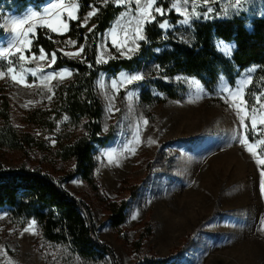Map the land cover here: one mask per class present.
<instances>
[{"label":"rangeland","instance_id":"obj_1","mask_svg":"<svg viewBox=\"0 0 264 264\" xmlns=\"http://www.w3.org/2000/svg\"><path fill=\"white\" fill-rule=\"evenodd\" d=\"M117 2L122 10L97 43L99 64L131 57L144 38L145 24L169 11L179 19L175 24L165 19L160 27L173 32L196 20L242 16L250 27L253 18L264 17V0ZM78 12V0H48L19 13L0 9V59L10 63L0 68V95L9 101V119L17 132L41 143L0 148V166L25 164L55 177L73 170L72 160L55 153L61 127L48 131L26 117L50 104L56 86L73 76L68 67L53 68L54 52L29 51L36 30L65 34L63 24L69 28ZM95 13L91 9L81 21L88 31ZM75 45L66 39L57 48L81 59L83 48ZM216 48L230 57L234 43L216 41ZM256 69L242 71L233 85L222 77L213 92L195 77L166 78L183 86V95L165 99L153 89V96L163 101L150 104L141 101L143 70L99 72L95 88L103 106L101 129L103 134L113 130L95 155L100 195L77 176L64 187L90 205L97 235L113 249L118 264H140L146 258L171 259L173 264H264V88L254 105L245 100ZM132 188L137 189L134 196ZM123 200L129 203L127 218L113 228L108 219L111 203ZM0 264L90 263L63 245L45 241L34 220L15 223L7 208H0ZM95 264L111 263L104 259Z\"/></svg>","mask_w":264,"mask_h":264},{"label":"trees","instance_id":"obj_2","mask_svg":"<svg viewBox=\"0 0 264 264\" xmlns=\"http://www.w3.org/2000/svg\"><path fill=\"white\" fill-rule=\"evenodd\" d=\"M48 0H0V9L19 13L29 6L39 8ZM118 0H78L77 20H69L65 34L52 33L39 27L31 43L30 52L44 50L54 52L53 68L68 67L73 71L72 79L56 86L50 104L28 113L26 120L40 125L48 131L61 127L56 136V156L61 160H72L74 168L65 176L55 177L39 168L22 164L14 168L0 166V208H7L8 218L24 225L34 220L42 238L63 245L74 256L90 264L109 259L118 264L113 249L97 235L92 209L82 198L65 189L64 183L74 177L81 179L91 190L100 195L94 177L95 155L112 138V128L105 134L101 129L102 102L97 96L95 82L100 71L116 74L120 71L143 70L141 101L146 104L162 102L153 96L156 90L165 99H179L184 88L166 81L176 75L197 78L204 88L213 92L222 77L233 85L248 67H257L246 89L245 100L254 105L255 98L264 88V17L251 20L250 27L242 16L196 20L189 28L164 31L160 23L168 19L175 24L179 16L173 11L157 16L144 26V38L137 51L129 58L114 57L104 64L97 62V43L112 21L122 10ZM167 7V5H165ZM95 8L91 30L81 25L85 15ZM179 32V35H176ZM3 29L0 27V38ZM66 39L82 46V58L65 56L57 46ZM216 41L234 43L230 57L216 48ZM113 51V49H111ZM13 62V61H11ZM0 59V68L8 66ZM1 92V89H0ZM0 148L22 149L39 146L40 142L29 133H18L9 119V101L0 95ZM74 131H79L74 133ZM251 138V137H250ZM137 192V189H136ZM132 188V196L136 194ZM128 201L111 203L109 223L113 228L122 225L127 218ZM191 238L186 240L184 248ZM173 264L171 259L146 258L140 264Z\"/></svg>","mask_w":264,"mask_h":264},{"label":"crops","instance_id":"obj_3","mask_svg":"<svg viewBox=\"0 0 264 264\" xmlns=\"http://www.w3.org/2000/svg\"><path fill=\"white\" fill-rule=\"evenodd\" d=\"M116 5H119L117 1H116ZM72 18L74 19V17H72ZM62 28H63L62 31H66L68 29V25L67 24H63Z\"/></svg>","mask_w":264,"mask_h":264}]
</instances>
